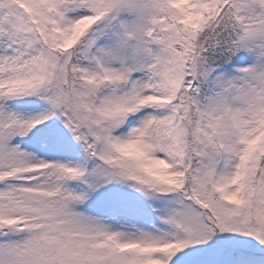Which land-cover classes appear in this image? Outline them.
I'll list each match as a JSON object with an SVG mask.
<instances>
[{
  "label": "snow or ice",
  "instance_id": "snow-or-ice-1",
  "mask_svg": "<svg viewBox=\"0 0 264 264\" xmlns=\"http://www.w3.org/2000/svg\"><path fill=\"white\" fill-rule=\"evenodd\" d=\"M0 264H264V0H0Z\"/></svg>",
  "mask_w": 264,
  "mask_h": 264
}]
</instances>
